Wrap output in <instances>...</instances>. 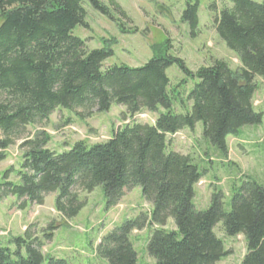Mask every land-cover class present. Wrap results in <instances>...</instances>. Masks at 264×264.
I'll return each mask as SVG.
<instances>
[{
  "label": "trees",
  "instance_id": "trees-1",
  "mask_svg": "<svg viewBox=\"0 0 264 264\" xmlns=\"http://www.w3.org/2000/svg\"><path fill=\"white\" fill-rule=\"evenodd\" d=\"M225 1L220 11L211 6L212 26L238 66L232 70L213 59L190 72L168 55V41L153 46V57L142 67H104L114 55L111 42L89 49L74 30L87 27L86 5L111 21L114 14L125 19L116 0H0V164L19 141L22 151L18 183L9 181L11 170L0 175V202L13 198L24 210L54 195L56 212L69 222L84 208L82 196L97 188L108 211L139 188L150 214L125 220L100 238L96 256L107 264H138L130 238L145 227L152 229L146 252L155 264H218L228 255L224 240L238 236L245 243L240 264H264V185L250 178L234 184L228 211L215 188L209 207L199 211L194 187L204 172L168 148L167 137L200 123L203 139L225 157L229 137L261 124L253 101L257 79L264 84V1ZM181 21L196 38L197 3L187 0ZM172 66L184 75L182 85H171L166 71ZM187 81L194 85L185 96L178 90ZM112 105L129 118L142 111L157 116L151 125L127 124L106 142L79 141L61 153L46 148L45 133L30 137L26 130L45 125L57 111L84 120ZM168 220L172 231L165 230ZM218 224L222 238L214 232ZM56 226L50 223L42 232L45 243ZM43 241L29 232L10 239L6 248L0 246V264H42ZM47 264L66 263L49 258Z\"/></svg>",
  "mask_w": 264,
  "mask_h": 264
},
{
  "label": "rangeland",
  "instance_id": "rangeland-1",
  "mask_svg": "<svg viewBox=\"0 0 264 264\" xmlns=\"http://www.w3.org/2000/svg\"><path fill=\"white\" fill-rule=\"evenodd\" d=\"M258 3L264 0H256ZM187 0H116L123 10L125 19L114 14V20L101 16L86 5V28H76L74 34L85 41L89 49L102 47V41L111 42L113 57L104 62V67L125 65L139 68L152 57L151 48L169 42L168 55L181 59L185 67L194 72L202 66H209L213 59L227 62L232 70L238 66L236 55L215 35L212 26L215 11H220L225 0H190L198 5V31L192 38L190 31L181 21ZM114 44V45H113ZM166 75L172 86L180 85L185 79L176 66L167 69ZM259 90L254 96V107L262 113L259 126L244 127L237 138L226 140L227 155L224 157L211 147L202 137L199 123L193 131L183 130L167 137L170 151L189 156L204 172L201 181L194 187L193 205L199 211L209 207L210 196L215 188L224 194V208L229 210V194L234 184L250 178L264 185V84L257 79ZM182 85V84H181ZM194 83L187 81L179 88L185 96ZM160 112H162L160 110ZM125 109L112 105L107 113H94L90 118L80 120L65 111H57L42 126L27 127L30 137L45 133L49 137L46 148L56 153L69 150L75 143L86 141L88 144L106 142L113 133L132 123L153 124L157 114L142 111L134 117H125ZM178 113H181L178 110ZM69 119L70 123H66ZM20 141L6 151V160L0 164V175L11 170L9 181L18 183L15 172L22 161ZM54 195L45 198L42 206L28 205L19 210L17 202L6 198L0 202V246L6 248L10 239L21 237L25 232L36 235L43 241L42 232L50 223L57 224L51 241L44 242L42 249L44 262L49 258L63 260L66 264H107L96 256L95 249L100 238L114 226L125 220H134L140 215L148 216L151 206L142 199L139 188H134L123 197L119 205L105 209L101 188L83 195L84 208L72 220L64 221L54 208ZM221 224L214 232L218 233ZM151 228L134 231L131 241L137 255L138 264H155L146 252ZM165 230H174L168 220ZM11 249L13 247L10 246ZM224 250L228 255L221 264H240L245 254L242 236L226 238ZM219 264V263H218Z\"/></svg>",
  "mask_w": 264,
  "mask_h": 264
},
{
  "label": "crops",
  "instance_id": "crops-1",
  "mask_svg": "<svg viewBox=\"0 0 264 264\" xmlns=\"http://www.w3.org/2000/svg\"><path fill=\"white\" fill-rule=\"evenodd\" d=\"M13 199V198H12ZM219 264H221V262H219Z\"/></svg>",
  "mask_w": 264,
  "mask_h": 264
}]
</instances>
